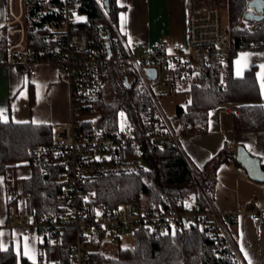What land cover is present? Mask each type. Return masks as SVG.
I'll use <instances>...</instances> for the list:
<instances>
[{"label":"built area","instance_id":"2783aa9c","mask_svg":"<svg viewBox=\"0 0 264 264\" xmlns=\"http://www.w3.org/2000/svg\"><path fill=\"white\" fill-rule=\"evenodd\" d=\"M104 8V0H96ZM247 8L241 19L240 27L254 30L264 22V5ZM7 2L12 20L5 25H18L9 32L18 35L16 43L6 50L5 62L29 69L40 63L53 64L64 74L70 85L72 118L56 126L55 141L40 145L34 149V164L43 171L52 158H59L65 165L61 194L67 198L66 209L60 213H39L31 211L25 203V197L14 199L8 209V217L2 226L20 227L27 237L42 236L55 246H60L67 228H74L76 244L73 246V264H85L86 255L92 245L121 246L122 239L131 237L137 229L147 232H175L184 225H208L210 232L220 242L222 252L229 254L228 264H245L234 237L226 227L224 213L215 205L214 192L204 188L209 207L201 208L180 197L175 206L150 207L142 204L136 196L129 203L120 202L109 211L99 210L88 213L89 192L84 184L98 175L131 174L144 169L140 157H119L118 152L138 147L143 140L153 145L179 147L180 132L175 120L166 116L158 97L163 88L168 93L186 90L191 86H201L206 65L214 58L220 64V77L223 78L225 66L230 57L242 50L264 49V38L245 39L234 34L227 7H210L190 13L188 25V43L168 38L156 40L145 46H131L117 30L114 22L107 19L106 24L78 31L73 20L74 0H1ZM264 2V0H263ZM17 4L18 13L12 8ZM27 4L48 5L53 14L47 28L53 31L51 37L54 49L47 55L32 52L24 41L23 10ZM228 11L227 20L224 10ZM105 9V8H104ZM248 14H257L256 19ZM0 48V64L4 62ZM116 68L128 80L135 83L151 100V106L144 112L139 127L125 115L127 123L115 129H99L93 122V130L81 127L76 114H88L87 108L99 102L108 84V77ZM149 68L156 70V77L150 76ZM229 110L238 112V107L228 105ZM176 123L178 124L177 120ZM118 156V157H115ZM238 172L246 169L235 165ZM201 181L199 170H193ZM201 183V182H200ZM253 220L262 222L257 209L250 210ZM128 246V245H126ZM125 247V246H123Z\"/></svg>","mask_w":264,"mask_h":264},{"label":"trees","instance_id":"16d2710c","mask_svg":"<svg viewBox=\"0 0 264 264\" xmlns=\"http://www.w3.org/2000/svg\"><path fill=\"white\" fill-rule=\"evenodd\" d=\"M115 2L110 0V10H107L96 0H74L75 11L86 15V20L78 22L76 29L83 31L106 24L108 16L116 21L118 7ZM224 2L217 1L215 5ZM229 5L236 36L250 40L264 38V22L254 30L239 26L247 0H229ZM189 6L193 13L210 5L195 8L192 0H189ZM52 17L48 5H26L27 45L32 52L47 55L54 49L51 38L54 33L47 28ZM233 58H229L223 78L219 73L220 64L211 58L210 64L204 68L202 85L186 89L191 96L190 102L177 105L175 113L180 132H193L198 125L207 123L210 110L226 104L239 109L232 112L235 130L264 129V102L257 68L252 66L243 76L237 77L233 73ZM108 78L102 99L86 110L93 117L83 120L81 127L93 130L92 124L95 122L96 128L115 129L121 126V114L139 127L144 112L152 105L150 98L135 83H126L116 68L112 69ZM55 131L56 128L47 123L0 121V175H5L17 165L31 166L32 175L23 181L25 203L31 211L39 213H60L66 209L67 198L61 194L65 170L63 161L52 158L44 171L34 164V149L53 143ZM118 154L122 158L140 157L144 161L143 171L140 174L122 173L90 178L84 184L89 192L88 213L112 210L120 202L129 203L134 196L150 207L175 206L180 197H193L199 207L207 208L209 201L204 188L211 187L215 179L212 175L218 164L234 156L224 148L206 165V173L201 175L200 181L184 153L175 146H158L143 140L138 147L121 150ZM75 244V229L67 228L59 246V259L35 264H73L72 250ZM118 247L115 254H108L105 246L95 243L87 252L85 264H228L231 260L229 254L220 249V242L210 232L208 225L200 227L197 223H184L177 231L166 233L137 229L132 243ZM0 264L34 263L20 255L12 245L2 249L0 244Z\"/></svg>","mask_w":264,"mask_h":264},{"label":"crops","instance_id":"0c3cea01","mask_svg":"<svg viewBox=\"0 0 264 264\" xmlns=\"http://www.w3.org/2000/svg\"><path fill=\"white\" fill-rule=\"evenodd\" d=\"M115 5L118 7L116 21L109 16L107 19L114 22L131 46H145L163 38L187 45L191 13L189 0H116ZM2 59L0 109L6 112V121L47 123L56 128L58 124L71 120L70 85L56 66L40 63L26 69L9 65L3 56ZM233 62V73L237 77L256 66L264 102V69L260 67L264 65V49L242 50L234 56ZM228 105L231 104L210 110L207 123L198 125L191 133L180 132L179 125L175 123L181 134L178 148L192 169L199 170L201 175L206 173V165L224 148L234 154L231 160L219 163L212 175L215 177L210 187L214 192L213 201L224 213L226 227L234 237L245 264H249V260L251 264H264V180L252 176L248 171L238 172L235 166L246 168L236 159L237 149L242 146L250 156L259 160L264 169V129L235 130L232 124L233 111L226 108ZM10 170L14 171L11 176L8 174ZM31 175L32 168L29 165L14 166L5 175H0L1 225L7 220L10 201L25 197L23 181ZM188 200L195 203L193 197ZM253 208L260 212L261 223L253 220L250 213ZM25 235L20 227L2 226V249L12 245L20 255L33 263L59 259V247L45 236ZM26 250L28 254H25Z\"/></svg>","mask_w":264,"mask_h":264},{"label":"rangeland","instance_id":"374dc122","mask_svg":"<svg viewBox=\"0 0 264 264\" xmlns=\"http://www.w3.org/2000/svg\"><path fill=\"white\" fill-rule=\"evenodd\" d=\"M217 1H224V0H192V5L195 8H199L201 6L204 5H210L208 6L210 7H216L217 5H215V3L217 4ZM16 4V3H15ZM219 7H227V0H225V2L223 4H220ZM224 19L227 20L228 18V11L224 8ZM10 8L7 2H1L0 0V48L4 49V51H2L1 56L5 57L6 56V50L8 49L9 45L14 44L17 42L18 40V35H11L10 34V28L12 27H18V25L14 24V25H5L7 20H12L13 16L12 14L9 12ZM12 11H14V13H18V7L17 4L14 5V7L12 8ZM25 11L26 8H24L23 10V16H22V22L24 25V41L26 46L27 45V23L24 19V15H25ZM73 20L75 21V23L77 24L78 22H82L86 20V15L83 13H79L78 11H74L73 13ZM29 48V47H27ZM163 95H160L158 97V101L159 104L161 106V108L163 109L164 113L166 114V116L168 118H170L172 121L176 120L175 119V113H176V107L179 104L182 105H186L187 102H190L191 96L189 94L188 91L184 90H178V92L176 93H168L166 87L163 88L162 90ZM93 116L90 114H81L78 115L76 114V118L78 121H83V120H87L92 118ZM125 114L121 115V124L123 123H127V119H125ZM176 123V121H174ZM28 168V167H25ZM14 171L10 170L8 172L9 176H11V174H13ZM201 179V178H200ZM16 199V198H14ZM12 199V200H14ZM133 242V238L131 237H126L122 239V244H120L121 246H126L130 243ZM105 246V245H104ZM118 245H106L105 246V252L108 254H115L116 250H117Z\"/></svg>","mask_w":264,"mask_h":264},{"label":"water","instance_id":"95a60500","mask_svg":"<svg viewBox=\"0 0 264 264\" xmlns=\"http://www.w3.org/2000/svg\"><path fill=\"white\" fill-rule=\"evenodd\" d=\"M104 5L107 10H110V0H104ZM257 6L259 10L263 8L264 2L263 0H253L250 2V6ZM256 19H261L262 17L257 14H248ZM148 73L150 76L156 77V70L154 68H149ZM126 83L128 80L126 79ZM236 159L240 161L246 168L249 174H252L254 177H258L259 179L264 180V169L261 168L260 162L257 158L250 156V154L246 151V149L240 146L236 152Z\"/></svg>","mask_w":264,"mask_h":264},{"label":"snow or ice","instance_id":"6c2138e0","mask_svg":"<svg viewBox=\"0 0 264 264\" xmlns=\"http://www.w3.org/2000/svg\"><path fill=\"white\" fill-rule=\"evenodd\" d=\"M260 67H261V69H264V65H261ZM262 84H264V78H262ZM121 115H123V114H121ZM6 120H7L6 112L3 109H0V121H6ZM242 251H243V249H242ZM25 254H28L27 250L25 251ZM245 257L247 258V253L246 252H245ZM30 258H32V257L30 256ZM34 264H35V262H34ZM249 264H251L250 260H249Z\"/></svg>","mask_w":264,"mask_h":264}]
</instances>
